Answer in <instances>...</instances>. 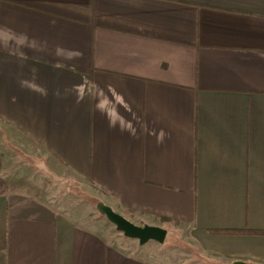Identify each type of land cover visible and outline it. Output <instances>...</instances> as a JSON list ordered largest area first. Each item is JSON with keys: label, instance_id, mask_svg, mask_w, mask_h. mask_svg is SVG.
I'll return each mask as SVG.
<instances>
[{"label": "crops", "instance_id": "0c3cea01", "mask_svg": "<svg viewBox=\"0 0 264 264\" xmlns=\"http://www.w3.org/2000/svg\"><path fill=\"white\" fill-rule=\"evenodd\" d=\"M12 154L264 264V0H0V264H153L20 188Z\"/></svg>", "mask_w": 264, "mask_h": 264}, {"label": "rangeland", "instance_id": "374dc122", "mask_svg": "<svg viewBox=\"0 0 264 264\" xmlns=\"http://www.w3.org/2000/svg\"><path fill=\"white\" fill-rule=\"evenodd\" d=\"M8 167L13 180L20 188L65 212L78 224L104 237L108 243L127 244L133 255L148 259L153 264H218L212 260H202L196 247L185 235L184 229L177 226L167 225V235L163 244L153 241L143 246L138 243L129 244L130 239L124 238L98 213L96 205L99 202L105 203L101 196L89 192L60 167L41 165L35 170L13 154ZM136 247L140 252H133Z\"/></svg>", "mask_w": 264, "mask_h": 264}, {"label": "water", "instance_id": "95a60500", "mask_svg": "<svg viewBox=\"0 0 264 264\" xmlns=\"http://www.w3.org/2000/svg\"><path fill=\"white\" fill-rule=\"evenodd\" d=\"M98 213L110 222L115 230L123 235L124 238L136 240L140 246L147 244L150 241L158 244H163L167 235V231L161 227L143 225L138 226L114 212L112 208L99 202L96 205ZM232 264H252L245 262H233Z\"/></svg>", "mask_w": 264, "mask_h": 264}, {"label": "trees", "instance_id": "16d2710c", "mask_svg": "<svg viewBox=\"0 0 264 264\" xmlns=\"http://www.w3.org/2000/svg\"><path fill=\"white\" fill-rule=\"evenodd\" d=\"M124 213H125L126 215H132L131 212H127V211H125Z\"/></svg>", "mask_w": 264, "mask_h": 264}]
</instances>
